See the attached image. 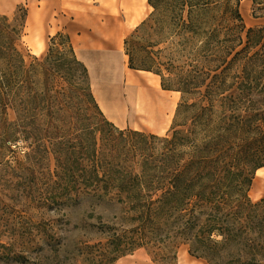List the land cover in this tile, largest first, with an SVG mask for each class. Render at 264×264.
Listing matches in <instances>:
<instances>
[{
  "label": "trees",
  "instance_id": "trees-1",
  "mask_svg": "<svg viewBox=\"0 0 264 264\" xmlns=\"http://www.w3.org/2000/svg\"><path fill=\"white\" fill-rule=\"evenodd\" d=\"M156 1L149 3L158 10ZM160 2L178 12L181 36L203 39L193 73L175 84L128 61L131 69L159 75L164 90L182 94L164 136L120 129L108 121L94 95L89 70L71 44L77 66L69 74L73 81L59 73L67 87L35 93L34 67L26 68L22 52L11 40L9 17L0 15L4 21L0 37L8 50L0 54L3 163L10 164L5 158L17 154L14 148L21 143L28 151L19 165L35 169L36 135L46 139L62 134L64 140L53 143L64 146L61 149L49 151L43 144L47 158L55 161L53 183L60 187L44 203L58 216L64 207L75 208L85 201L99 216L98 225L83 227L82 237L75 241L65 237L50 249L51 254L44 248L33 257L34 250L46 244V237L34 231L9 235L13 241L0 240V264H118L140 248L165 241L188 244L191 256L209 264H264V198L254 202L249 196L256 172L264 167L263 30L246 26L241 0H229L226 6L218 0ZM223 7L234 21L228 26L210 25L216 9ZM48 53L46 60L51 47ZM237 61L242 67L236 71ZM74 108L82 113L79 127L72 116H57ZM77 130L78 147L71 137ZM58 221L48 218L45 223L54 232Z\"/></svg>",
  "mask_w": 264,
  "mask_h": 264
},
{
  "label": "rangeland",
  "instance_id": "rangeland-1",
  "mask_svg": "<svg viewBox=\"0 0 264 264\" xmlns=\"http://www.w3.org/2000/svg\"><path fill=\"white\" fill-rule=\"evenodd\" d=\"M26 1L29 3L28 0ZM218 1L220 4L226 6L229 0ZM156 2L159 6L158 10L152 8L153 13L148 20L137 31L134 30L131 33L129 45L127 51H125L126 72L129 73L127 63L129 59L130 61L132 59L134 66L150 68L157 71L166 79L167 84H175L177 79V81H180L187 75L193 73L196 65V54L199 52V47L202 46L203 39H194L190 34L181 36L178 27V12L174 11L172 6L165 2H160V0ZM257 2L255 5L253 0H241V13L248 28L254 27L263 30L262 44H264V26H253L254 19L264 16V0H257ZM27 3L19 5L11 15L3 13H0V15L9 17L8 23L11 25L9 29L11 40H15L16 46L22 52L26 68L34 67L35 74L33 71L32 75V81L34 82L33 91L41 95L44 93L46 87L55 90L67 87L65 80L58 74L61 73L73 81L74 77L69 74L73 73V70L77 66L74 63V53L67 35L63 32H59L57 36L56 34L49 36L47 49L42 54H34L33 38L25 37V34L31 31V26L28 21L25 25L26 27H24V18L29 6ZM224 11L226 12L225 7L218 12L216 9V19L214 21L209 20L210 25L214 26L215 24L221 23L224 26H228L231 24L234 21L232 15L229 13L226 14ZM254 13H256V17ZM184 19H186V13ZM205 21L208 22L206 18ZM2 23H4L3 20L0 21V24ZM44 29L45 27L43 25L41 30ZM47 29L49 31V28ZM246 31L243 34L244 38H246ZM223 35L220 34V39L224 38ZM4 44H6V40L0 37V54L8 51L3 46ZM50 47L52 48V55L46 60ZM240 48L242 47L238 46L237 51ZM257 63L259 64V62ZM241 67V62L237 61L236 71L240 70ZM139 75H145L147 79L153 77L150 74ZM159 91L164 97L165 103H167L165 111L160 115L158 114L153 117L148 115L147 112H137L130 106H125L126 108L123 111L124 104H129L128 93L126 91L123 102L114 98L115 105L119 104V106H122L118 121L111 119L109 115L105 116L108 121L114 123L120 129L131 128L133 130L164 136L171 129L182 94L180 92L164 93L161 90ZM52 94L54 95L55 91H52ZM59 98L62 97L60 96ZM73 101V105L75 106V99ZM15 116L16 114L11 112V117L14 118ZM57 116L67 119V116H72L76 127L80 126V119H82V113L75 108L69 112L59 111ZM79 134L78 131L71 136L74 139L76 147H78ZM64 138L62 134H49L46 139H43V135L37 134L34 139L36 142L35 155L37 157V167L32 170L19 165L20 162H24L25 152L28 151L25 144L21 145L20 143V146L18 145L14 148L17 151V154L14 156L7 155L6 157L5 155V159L10 162L9 165L3 163L4 160L0 150V240L8 243V241H13V239L8 238L9 235L24 233L25 231H34L36 235H40L38 237H46L44 239L46 244L37 247V250H34L33 257H35L38 250H43L44 248L47 249L45 251L46 254H49L50 249L57 247L58 243L63 242L65 237H68L69 241H75L81 238L84 233L82 231L84 229L83 227L88 228L89 225L90 227L98 225V212L91 209L85 201H82L81 205L75 208L64 207L58 216L53 206H47L44 203V199L52 193L59 191L60 187L53 183L55 177L53 179L51 174L55 175L56 172L55 161L53 157L50 159L47 158V154L43 152L45 148L43 144L46 142L49 151L61 149L64 146L60 144L54 146L53 143L55 141H63ZM258 176L262 194L264 193V169L258 175L256 172L255 179ZM253 184L251 187L252 190L255 188ZM258 197H251V199L254 202L263 199H258ZM64 214L70 217L69 221ZM48 218L60 219L54 225L56 235H54L48 223H45ZM73 226H75V229H73ZM37 228L43 232L39 234L40 231H36ZM70 229L73 231L72 234L69 232ZM17 237L19 236H16L14 239H17ZM27 244L30 245V240H27ZM189 248L188 244L177 245L174 242L165 241L148 248H140L133 254L121 258L118 264H179L178 256L187 255Z\"/></svg>",
  "mask_w": 264,
  "mask_h": 264
},
{
  "label": "crops",
  "instance_id": "crops-1",
  "mask_svg": "<svg viewBox=\"0 0 264 264\" xmlns=\"http://www.w3.org/2000/svg\"><path fill=\"white\" fill-rule=\"evenodd\" d=\"M28 2L0 0V13L11 15L22 3L29 5L26 23L27 21L30 23L31 31L25 34V37L33 38L36 55L47 49L49 36L57 35L59 32L65 33L77 58L89 70L95 97L104 90L109 105L114 107L113 101L110 102L114 99L110 97L112 90L121 93L122 100L118 99L123 102L126 89L146 91L154 79L157 81L160 95L159 90L164 93H178L164 90L161 77L150 71L131 69L127 63L129 73L126 72L125 40L149 18L152 12L149 0H28ZM43 25L45 29L41 30ZM253 26H264V16L254 19ZM139 74H150L153 77L147 79L145 75ZM104 114L110 116L105 112ZM119 115L121 113H118L117 121ZM258 187L260 188V185ZM263 196L264 193L259 195L258 199L264 198ZM178 263L209 264L205 259L191 256L189 252L187 255H179Z\"/></svg>",
  "mask_w": 264,
  "mask_h": 264
},
{
  "label": "bare ground",
  "instance_id": "bare-ground-1",
  "mask_svg": "<svg viewBox=\"0 0 264 264\" xmlns=\"http://www.w3.org/2000/svg\"><path fill=\"white\" fill-rule=\"evenodd\" d=\"M150 85L151 86L146 91H141V90L135 91L131 88L126 89L128 93V99L130 105L127 103L124 104L123 111L126 107L130 106L131 108L135 109L137 112H144V113L147 112L148 115H151L153 117L158 114L160 115L163 112V110L167 107L165 103V99L163 96L159 94L157 90V81L155 79L151 80ZM96 97L102 111L107 114H110L112 119L117 120L118 113H121L120 111L121 106H119V104L115 105L114 99L110 100V102L113 101L112 105L114 107L109 105L108 103L109 100L108 97H106L104 90L101 91V94L96 95ZM110 97L115 99L119 98L122 100L121 93L114 90H112ZM261 171L262 168L257 171V175ZM259 183L260 181L258 176V178L254 180L253 187L255 185V188L253 190L251 189L250 192V196L253 198L258 197L261 194V189L258 187Z\"/></svg>",
  "mask_w": 264,
  "mask_h": 264
}]
</instances>
